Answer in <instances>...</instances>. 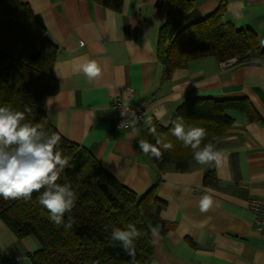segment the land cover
<instances>
[{"label":"crops","instance_id":"0c3cea01","mask_svg":"<svg viewBox=\"0 0 264 264\" xmlns=\"http://www.w3.org/2000/svg\"><path fill=\"white\" fill-rule=\"evenodd\" d=\"M57 44L54 75L58 92L43 108L61 135L89 148L100 165L136 193L160 181L156 196L165 201L160 216L168 230L152 236L153 264H264V232L254 230L247 210L251 198L264 199V56L220 68L214 57L189 60L163 79L156 56L158 29L166 11L156 0H123L120 11L87 0H24ZM225 3L224 20L251 28L264 49V0H194L183 25L199 21ZM96 61L101 76L89 82L79 66ZM130 103L146 101L143 124L116 126L111 97ZM246 98L258 115L229 111L232 125L213 144L225 154L219 166L189 161L187 171L167 165L158 174L138 148L151 117L167 126L186 98ZM209 169L215 185L204 184ZM213 198L201 213V195ZM40 248L33 235L17 237L0 219V264H31Z\"/></svg>","mask_w":264,"mask_h":264},{"label":"trees","instance_id":"16d2710c","mask_svg":"<svg viewBox=\"0 0 264 264\" xmlns=\"http://www.w3.org/2000/svg\"><path fill=\"white\" fill-rule=\"evenodd\" d=\"M87 1L114 11L123 6V0ZM156 5L166 11L156 41V56L165 80L189 60L203 56H212L218 62L236 58V64L264 56L253 29L236 28L224 20L225 3L187 25L182 22L194 7V0H156ZM57 49L27 2L0 0V106H9L14 111L30 108L24 122L42 123L48 135H60L57 150L68 158V165L60 172L57 183L70 185L77 197L75 207L64 215L65 221L69 215L74 218L70 229L50 221L48 211L39 204L44 189L33 192L27 200L0 197V219L17 237L33 235L38 240L40 248L30 255L31 264H153L150 227L160 224L162 234L168 230L167 222L160 216L165 201L156 196L160 176L144 192L136 193L103 168L89 148L59 133L43 108L44 98L58 92L54 75ZM229 111L244 114L251 121L258 120L246 98L211 97L186 98L167 126L152 120V125L146 128L145 140L155 144L157 137L149 131L154 126L159 137L174 145L170 151L161 149L163 156L159 160L148 156L152 167L158 174L167 165L182 172L190 168L193 152L171 135V121L182 118L186 128L206 129L203 147L205 143L214 144L232 125ZM203 182L217 183L214 170L205 172ZM128 224L143 233L135 241V260L118 242L110 241L112 226L124 229Z\"/></svg>","mask_w":264,"mask_h":264},{"label":"clouds","instance_id":"9594fccd","mask_svg":"<svg viewBox=\"0 0 264 264\" xmlns=\"http://www.w3.org/2000/svg\"><path fill=\"white\" fill-rule=\"evenodd\" d=\"M79 68L89 82L101 76V67L94 60L80 65ZM26 112L30 113L31 109L14 111L9 106H0V197L5 200H27L31 199L33 192L44 189L39 196V204L48 211L50 221L70 229L75 222L74 218L69 215L65 221L64 215L75 207L77 197L70 185L57 183L60 172L68 165V158L57 150L61 137L56 133L48 135L43 131L42 123L24 122ZM131 123L134 126L137 121L133 120ZM145 123L151 126V117ZM171 123V135L180 141L184 148L192 150L193 159L197 164L219 166L222 163L225 154L217 150L211 142L201 147L207 135L206 129L186 128L182 118ZM149 131L157 137L155 144L141 139L137 141L138 148L145 155L159 160L163 156L161 149L170 151L174 145L159 137L154 126L150 127ZM213 203L209 194L201 195L198 201L199 211H210ZM160 230V224L150 227L153 237H157ZM142 235L143 233L132 224H128L124 229L112 226L110 241L118 242L123 251L135 260V241Z\"/></svg>","mask_w":264,"mask_h":264},{"label":"built area","instance_id":"2783aa9c","mask_svg":"<svg viewBox=\"0 0 264 264\" xmlns=\"http://www.w3.org/2000/svg\"><path fill=\"white\" fill-rule=\"evenodd\" d=\"M236 58H230L219 63L220 68L232 66L236 63ZM134 90L131 87L125 89L126 102L120 101L117 97H111L110 103L113 109L116 126L121 129H128L136 120L135 125H141L144 122L148 105L146 101L130 103L133 97ZM247 210L253 215L254 230L264 232V199L251 198L247 203Z\"/></svg>","mask_w":264,"mask_h":264}]
</instances>
